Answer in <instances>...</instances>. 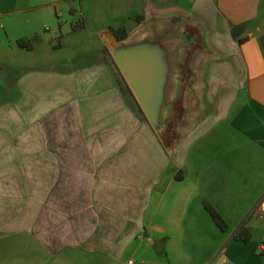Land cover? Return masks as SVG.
Segmentation results:
<instances>
[{
  "label": "crops",
  "instance_id": "obj_1",
  "mask_svg": "<svg viewBox=\"0 0 264 264\" xmlns=\"http://www.w3.org/2000/svg\"><path fill=\"white\" fill-rule=\"evenodd\" d=\"M0 26V264H264V0H0ZM141 40L162 128L114 64Z\"/></svg>",
  "mask_w": 264,
  "mask_h": 264
},
{
  "label": "water",
  "instance_id": "obj_2",
  "mask_svg": "<svg viewBox=\"0 0 264 264\" xmlns=\"http://www.w3.org/2000/svg\"><path fill=\"white\" fill-rule=\"evenodd\" d=\"M160 42H125L113 48V58L147 119L156 128L165 124L168 106L164 103L168 78ZM163 130V129H162Z\"/></svg>",
  "mask_w": 264,
  "mask_h": 264
},
{
  "label": "trees",
  "instance_id": "obj_3",
  "mask_svg": "<svg viewBox=\"0 0 264 264\" xmlns=\"http://www.w3.org/2000/svg\"><path fill=\"white\" fill-rule=\"evenodd\" d=\"M111 30L113 31L114 35L117 39H123L127 34V30L124 27H117L113 28L111 27ZM241 30L240 25H233L230 29L231 34L234 38H236L238 41L241 40V38H238V34ZM18 43L20 45L28 46L26 43H23L22 39H18ZM117 69V73L119 76L120 81L123 83V89L126 96V100L128 104L136 110L143 118H147L144 114L143 110L141 109L138 101L136 100L135 96L133 95L132 91L130 90L128 84L126 83L125 79L123 78L119 68L117 67L116 63H114ZM205 207L207 208L208 212L210 213L212 219L216 222V224L222 228L225 229L227 227V224L223 217L220 215V213L208 202H205ZM234 237L242 239L244 241H247L250 238V231L247 229V227L240 225L237 230L233 234Z\"/></svg>",
  "mask_w": 264,
  "mask_h": 264
},
{
  "label": "rangeland",
  "instance_id": "obj_4",
  "mask_svg": "<svg viewBox=\"0 0 264 264\" xmlns=\"http://www.w3.org/2000/svg\"><path fill=\"white\" fill-rule=\"evenodd\" d=\"M125 26H126V28H130L131 27V23L129 22V21H126V23H125ZM0 30L1 31H3L4 30V28L2 27V26H0ZM193 34H194V37H197L196 35V33H195V31H193ZM201 37V36H200ZM199 37V38H200ZM199 44V43H198ZM203 45H204V43H203ZM202 48H204L203 46H202ZM187 60V59H186ZM185 60V62H184V65H186L187 64V61ZM183 65V66H184ZM198 107H194V109H197ZM178 109H179V107H178ZM197 111V110H196Z\"/></svg>",
  "mask_w": 264,
  "mask_h": 264
},
{
  "label": "built area",
  "instance_id": "obj_5",
  "mask_svg": "<svg viewBox=\"0 0 264 264\" xmlns=\"http://www.w3.org/2000/svg\"><path fill=\"white\" fill-rule=\"evenodd\" d=\"M262 247H264V245L262 244ZM134 260L132 258H129L126 260V264H133Z\"/></svg>",
  "mask_w": 264,
  "mask_h": 264
}]
</instances>
